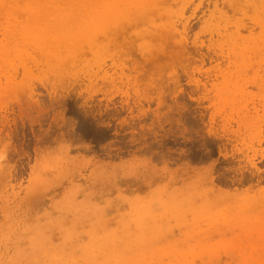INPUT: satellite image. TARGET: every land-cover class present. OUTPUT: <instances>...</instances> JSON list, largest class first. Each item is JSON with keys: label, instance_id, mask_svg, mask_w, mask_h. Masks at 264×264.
I'll return each mask as SVG.
<instances>
[{"label": "rangeland", "instance_id": "1", "mask_svg": "<svg viewBox=\"0 0 264 264\" xmlns=\"http://www.w3.org/2000/svg\"><path fill=\"white\" fill-rule=\"evenodd\" d=\"M0 264H264V0H0Z\"/></svg>", "mask_w": 264, "mask_h": 264}]
</instances>
